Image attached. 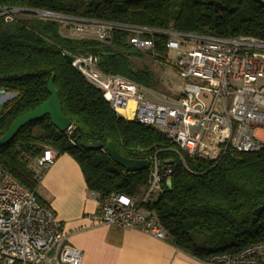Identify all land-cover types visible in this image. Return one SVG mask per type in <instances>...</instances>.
Returning a JSON list of instances; mask_svg holds the SVG:
<instances>
[{"label":"trees","instance_id":"1","mask_svg":"<svg viewBox=\"0 0 264 264\" xmlns=\"http://www.w3.org/2000/svg\"><path fill=\"white\" fill-rule=\"evenodd\" d=\"M0 6L41 10L58 15L146 26L213 37H254L264 42V0H0ZM124 30H113L103 41L61 33L55 20L25 16L12 23L0 19V87L13 98L0 110V137L13 121L49 98L48 82L57 92L62 114L71 122L60 132L45 116L22 127L0 147V166L34 192L39 178L27 158L46 147L68 154L78 164L87 190L100 198L110 193L141 197L148 170L126 172L103 147L111 142L129 160L156 156L171 170L162 192L143 209L153 216L165 239L189 256L207 262L215 254H235L264 242V151L239 153L228 149L217 161L178 157L177 148L155 129L118 116L99 90L71 66L65 55L94 56L99 69L157 90L158 82L134 60L147 55L171 65L166 38H154V51H138L128 44ZM172 66V65H171ZM101 146V150H87ZM170 185L167 186L166 182ZM47 206V205H46Z\"/></svg>","mask_w":264,"mask_h":264},{"label":"built area","instance_id":"2","mask_svg":"<svg viewBox=\"0 0 264 264\" xmlns=\"http://www.w3.org/2000/svg\"><path fill=\"white\" fill-rule=\"evenodd\" d=\"M25 16L40 20L69 21L74 35L106 40L113 30H124L128 44L153 52L154 38H166L164 48L175 52L172 67L182 81L177 96L102 72L94 56L73 57L71 64L99 90L118 115L151 127L178 150V157L219 160L228 149L239 153L264 151V42L254 37H213L58 15L41 10L0 6V19L12 23ZM13 94L0 87V102ZM126 111V113H125ZM71 127L67 130L69 131ZM57 153L46 147L27 158L38 178ZM148 185L141 197L110 193L100 198L92 224L135 230L159 240L165 233L144 204L162 192L171 170L156 156L148 160ZM62 223L0 166V264H80L82 253L72 247ZM208 264H264V242L235 254H215Z\"/></svg>","mask_w":264,"mask_h":264},{"label":"crops","instance_id":"3","mask_svg":"<svg viewBox=\"0 0 264 264\" xmlns=\"http://www.w3.org/2000/svg\"><path fill=\"white\" fill-rule=\"evenodd\" d=\"M36 193L62 223L68 243L82 253L80 264H208L166 239L92 224L98 201L87 190L78 164L68 154L56 156L40 176Z\"/></svg>","mask_w":264,"mask_h":264},{"label":"water","instance_id":"4","mask_svg":"<svg viewBox=\"0 0 264 264\" xmlns=\"http://www.w3.org/2000/svg\"><path fill=\"white\" fill-rule=\"evenodd\" d=\"M65 59L68 63H72L74 58L69 55H65ZM47 91L49 98L44 103L30 112H27L17 117L13 123L9 126L7 131L0 137V147L6 146L18 133V131L30 122L37 121L43 117H49L51 125L60 132H65L70 126L71 122L62 114L60 103L58 100L57 92L54 89L51 81L48 82ZM87 150H101V146H87ZM108 157L117 165L122 167L126 172H137L140 170H146L148 168L147 161L129 160L122 157L115 146L109 142L103 147ZM167 186L170 182H166ZM264 212V203L256 208L253 212V221L260 217Z\"/></svg>","mask_w":264,"mask_h":264},{"label":"rangeland","instance_id":"5","mask_svg":"<svg viewBox=\"0 0 264 264\" xmlns=\"http://www.w3.org/2000/svg\"><path fill=\"white\" fill-rule=\"evenodd\" d=\"M61 26V33L68 36L74 35V27L69 21L57 20ZM77 37V35H76ZM170 62L175 60V52L170 51L169 53ZM135 68L140 69L146 67L154 74L155 79L158 82L157 90L162 91L169 96H177L182 85V81L177 76V73L171 65H164L153 61L147 55H144L141 59L134 60ZM2 103L0 102V110Z\"/></svg>","mask_w":264,"mask_h":264}]
</instances>
